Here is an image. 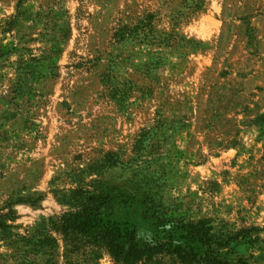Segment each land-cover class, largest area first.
Listing matches in <instances>:
<instances>
[{
  "label": "rangeland",
  "instance_id": "1",
  "mask_svg": "<svg viewBox=\"0 0 264 264\" xmlns=\"http://www.w3.org/2000/svg\"><path fill=\"white\" fill-rule=\"evenodd\" d=\"M2 52L0 264H115L52 230L76 190L264 264V0H0Z\"/></svg>",
  "mask_w": 264,
  "mask_h": 264
},
{
  "label": "trees",
  "instance_id": "2",
  "mask_svg": "<svg viewBox=\"0 0 264 264\" xmlns=\"http://www.w3.org/2000/svg\"><path fill=\"white\" fill-rule=\"evenodd\" d=\"M4 56L2 52L0 60ZM65 201L70 209L50 220L52 230L67 243H86L106 250L115 264H230L221 258L219 250L223 244L216 241L207 220L179 226L170 224L168 228L162 224L159 227L163 239L141 246L134 230L104 216L103 198L76 190ZM2 221L0 218V229H6ZM177 238L182 243L175 244ZM195 244L200 245L202 254L197 253Z\"/></svg>",
  "mask_w": 264,
  "mask_h": 264
}]
</instances>
